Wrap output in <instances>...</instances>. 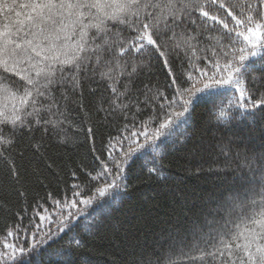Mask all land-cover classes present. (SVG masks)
Instances as JSON below:
<instances>
[{"label":"snow or ice","instance_id":"snow-or-ice-1","mask_svg":"<svg viewBox=\"0 0 264 264\" xmlns=\"http://www.w3.org/2000/svg\"><path fill=\"white\" fill-rule=\"evenodd\" d=\"M117 121L104 158L70 170L83 178L71 196L48 193L51 211L36 202L48 227L31 239L7 228L18 242L0 243V264H41L56 241L48 264H91L84 233L99 234V212L133 178L167 186L169 145L212 190L173 189L172 212L113 236L111 264H264V0H0V175L17 197L25 152L56 176L52 149L70 152Z\"/></svg>","mask_w":264,"mask_h":264},{"label":"trees","instance_id":"trees-1","mask_svg":"<svg viewBox=\"0 0 264 264\" xmlns=\"http://www.w3.org/2000/svg\"><path fill=\"white\" fill-rule=\"evenodd\" d=\"M161 80H163L162 76ZM91 87H95V85H91ZM210 108L211 105H203L198 109L197 123L208 118V111ZM73 115H75V113H73ZM144 118L145 117H141L140 119ZM123 123L122 121L109 123L108 126L100 129L94 139H90L87 143H80L70 152L52 149L49 155H51L52 160H55L53 171L57 174L56 176L51 175L48 169L44 167V161H40L39 158H34L31 152H25V159L23 161L18 160V163L24 165L27 174L28 190L27 195L23 198L17 197L14 190L18 185H11L5 182L3 176L0 175V205H3V207H0V242L2 238L6 236L7 228L16 224L27 231L29 239H31V234L35 225L40 224L41 227H48L46 221L41 223L39 216L34 215L33 209L36 202L40 201V203L44 204V207H48L51 211V202L45 203L48 193H52L55 198H61L65 194L70 197L71 185L74 183H83V178L74 180L70 174V170L77 166H89V170H91V166L95 165L93 156H101V153L104 152L108 137L118 135V129L122 127ZM82 140L83 137H81V141ZM93 146L96 149L95 153L91 151ZM21 148H23V146H21ZM181 155L182 152L177 151L169 145L166 158L164 159V165L165 169H168L172 173V175L168 173L171 177L175 179L180 178L182 182L169 180L166 186L163 182L150 180L147 177H144L143 183H136L135 178H133L129 183L135 184V187L129 190L127 196L131 194L134 195L137 198L135 204L129 205L128 210L124 213L116 215L117 217L114 216V219L106 225L103 232H100L93 238L86 237L87 234H84L85 239L89 242L88 247L92 249L88 254L91 264H111L114 259L118 258L117 249L112 242L113 236H122L124 228L129 224H139V226H143L146 222L151 224L156 216L163 215L166 212H172L174 206L170 199L172 196L170 192H172L173 189H179L189 196H194L197 194L196 192L199 191L200 186L202 187L207 184L203 177L188 174L186 171V168L189 167L188 161L186 159H180ZM69 156H71V159H69ZM101 158L104 157L101 156ZM52 160L46 159V162L52 163ZM82 161L83 163H81ZM142 163L143 161H137L133 165V169H139ZM34 171L36 175L39 176L42 184L36 182V177L32 175ZM144 172H146V169H144ZM45 177L47 178L45 179ZM185 180H187L188 183H184ZM164 190L165 194H161V191ZM156 196H158L157 199ZM123 198L114 202H119ZM93 207L95 208V205ZM90 211L92 210L90 209ZM17 213H19V216H17ZM40 214H44L42 210H40ZM108 214L109 210L106 211V217ZM53 219H55V217H53ZM51 227L53 230L55 229V225ZM20 236L22 239L24 232H21ZM5 241L8 243L18 242L15 236L7 237L2 243ZM59 243H62V241L50 242L47 246V250H42L40 256L41 264H48L49 253H51Z\"/></svg>","mask_w":264,"mask_h":264},{"label":"bare ground","instance_id":"bare-ground-1","mask_svg":"<svg viewBox=\"0 0 264 264\" xmlns=\"http://www.w3.org/2000/svg\"><path fill=\"white\" fill-rule=\"evenodd\" d=\"M167 172L172 175V173L166 169ZM175 178L171 179L173 181H176V182H182V180H180V178ZM190 181V180H189ZM184 183H188L187 180L184 181ZM172 190V189H171ZM212 189H211V186L209 184H206V185H203L202 187L200 186L199 187V191H197L194 196H197V195H201V194H205V193H208L210 192ZM172 193V192H170ZM161 194H165V190L164 191H161ZM161 196V195H160ZM160 196H159V199H160ZM193 196V195H191ZM158 198V196H156V199ZM124 200V201H123ZM137 201V198L134 196V195H129L125 198H123L121 201L119 202H112L110 206H105L104 210L102 212H99V219L102 221V224L100 226V229H99V233L100 232H103V230L106 228V225L108 223H110V221H112V219H114V216L118 215V214H122L124 213L125 211L128 210V206L131 205V204H135V202ZM109 210V214L108 216L106 217V211ZM97 213H94V215H96ZM117 217V216H116ZM111 218V219H110ZM84 234H87V233H84ZM94 236L96 235H92V234H87L86 237H89V238H93ZM6 236H4L2 238V241L0 243L3 242L4 238Z\"/></svg>","mask_w":264,"mask_h":264},{"label":"rangeland","instance_id":"rangeland-1","mask_svg":"<svg viewBox=\"0 0 264 264\" xmlns=\"http://www.w3.org/2000/svg\"><path fill=\"white\" fill-rule=\"evenodd\" d=\"M16 238V237H15ZM4 243H8L7 241H5Z\"/></svg>","mask_w":264,"mask_h":264}]
</instances>
